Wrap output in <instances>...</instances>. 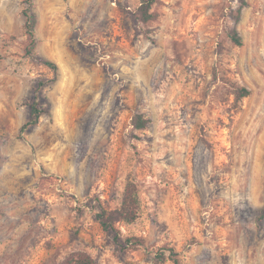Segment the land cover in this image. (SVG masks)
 Instances as JSON below:
<instances>
[{
	"label": "rangeland",
	"instance_id": "obj_1",
	"mask_svg": "<svg viewBox=\"0 0 264 264\" xmlns=\"http://www.w3.org/2000/svg\"><path fill=\"white\" fill-rule=\"evenodd\" d=\"M141 2L0 0V264H264V0Z\"/></svg>",
	"mask_w": 264,
	"mask_h": 264
},
{
	"label": "trees",
	"instance_id": "obj_2",
	"mask_svg": "<svg viewBox=\"0 0 264 264\" xmlns=\"http://www.w3.org/2000/svg\"><path fill=\"white\" fill-rule=\"evenodd\" d=\"M30 1V0H27ZM156 0H142L141 6L138 9L139 20L142 22H149L155 18V15L152 12L153 5L155 4ZM26 22V30L27 35L30 39V46L27 50V53L30 57L35 58L34 50L37 44L36 36L34 33L35 29V22L32 19L28 10H25L23 13ZM230 36L233 42L241 46L242 42L238 35V32L232 30L230 32ZM46 66L50 67L51 69L57 71L58 66L52 61L44 60L42 61ZM41 87V86H39ZM237 99L246 98L250 95L249 90L237 89L236 90ZM43 111L39 108V105L34 102L30 105V120L26 124L27 127L33 129L36 127L40 121ZM134 125L137 129L142 130L147 127V121L142 116H136L134 120ZM138 218V198L136 194V187L134 184H128L126 188V192L124 195V199L121 205V208L114 211H107L105 209H101L97 215L96 219L102 226L103 230L106 232H112L115 229V225L119 222H127L133 223ZM173 253L172 250H170ZM163 257H166V253H161ZM172 259H175V254H170ZM175 263L179 264L177 259L174 260ZM59 264H97L96 261L92 256L85 252H74L68 255L62 262Z\"/></svg>",
	"mask_w": 264,
	"mask_h": 264
}]
</instances>
